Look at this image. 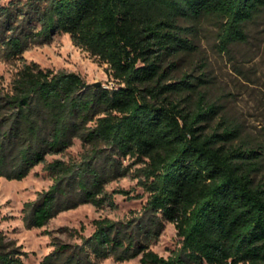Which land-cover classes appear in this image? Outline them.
Listing matches in <instances>:
<instances>
[{
  "label": "trees",
  "instance_id": "16d2710c",
  "mask_svg": "<svg viewBox=\"0 0 264 264\" xmlns=\"http://www.w3.org/2000/svg\"><path fill=\"white\" fill-rule=\"evenodd\" d=\"M264 0H10L0 3V58L22 57L56 33L107 65L111 89L80 75L25 63L0 86V178L22 180L39 164L52 180L23 207L28 229L90 203L114 206L127 194L105 187L132 165L147 193L141 216L94 220L79 243H55L43 264H264V183L255 181L257 152L233 144L234 132L207 130L215 106L194 77L174 76L194 49L193 27L212 20L220 49L247 38ZM187 24H191L188 26ZM195 80H194V79ZM77 158L46 162L74 140ZM133 160L125 165L124 160ZM174 224L180 247L164 258L150 249ZM0 264H25L0 233Z\"/></svg>",
  "mask_w": 264,
  "mask_h": 264
},
{
  "label": "rangeland",
  "instance_id": "374dc122",
  "mask_svg": "<svg viewBox=\"0 0 264 264\" xmlns=\"http://www.w3.org/2000/svg\"><path fill=\"white\" fill-rule=\"evenodd\" d=\"M9 1L0 0V3ZM245 30L246 40L231 44L224 52L219 46L218 26L214 21L195 25L192 30L195 49L181 58L174 76L178 80L186 72L201 78V81L193 78L197 89L215 106L207 130L221 131L228 127L234 132L233 144L255 150L259 157L255 181L264 183V13L248 23ZM25 63H35L55 72L76 73L87 84L115 83L108 75L107 65L73 45L68 34L56 33L48 43L32 44L19 59L0 58V86L8 89ZM81 151V143L75 139L64 153L46 156V162L77 158ZM132 161L123 162L129 165ZM138 167L132 165L126 176L105 187L108 194L114 190L128 192L114 194V206L105 204L97 208L90 203L81 204L58 213L44 226L32 229L24 224L23 207L52 184L44 164L35 166L19 181L0 178V233L21 250L25 264H43L56 242L76 244L80 242L79 235L89 237L94 231V220L108 218L126 222L141 216L148 195L136 178ZM179 247L180 238L174 224L165 222L150 249L167 258ZM139 259V256L125 262L106 259L99 264H140Z\"/></svg>",
  "mask_w": 264,
  "mask_h": 264
},
{
  "label": "built area",
  "instance_id": "2783aa9c",
  "mask_svg": "<svg viewBox=\"0 0 264 264\" xmlns=\"http://www.w3.org/2000/svg\"><path fill=\"white\" fill-rule=\"evenodd\" d=\"M114 84H109V85H103L104 88H108V89H111L113 88Z\"/></svg>",
  "mask_w": 264,
  "mask_h": 264
},
{
  "label": "water",
  "instance_id": "95a60500",
  "mask_svg": "<svg viewBox=\"0 0 264 264\" xmlns=\"http://www.w3.org/2000/svg\"><path fill=\"white\" fill-rule=\"evenodd\" d=\"M93 85L96 86V87L103 86L101 82L94 83Z\"/></svg>",
  "mask_w": 264,
  "mask_h": 264
}]
</instances>
